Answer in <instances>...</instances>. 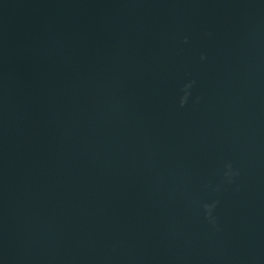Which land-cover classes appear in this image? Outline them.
<instances>
[{
    "label": "water",
    "instance_id": "obj_1",
    "mask_svg": "<svg viewBox=\"0 0 264 264\" xmlns=\"http://www.w3.org/2000/svg\"><path fill=\"white\" fill-rule=\"evenodd\" d=\"M0 264H264V0H0Z\"/></svg>",
    "mask_w": 264,
    "mask_h": 264
},
{
    "label": "clouds",
    "instance_id": "obj_2",
    "mask_svg": "<svg viewBox=\"0 0 264 264\" xmlns=\"http://www.w3.org/2000/svg\"><path fill=\"white\" fill-rule=\"evenodd\" d=\"M185 99H186V97H185ZM183 103H184V100L181 101V104H182V105H183ZM205 207H208V206L206 205Z\"/></svg>",
    "mask_w": 264,
    "mask_h": 264
}]
</instances>
